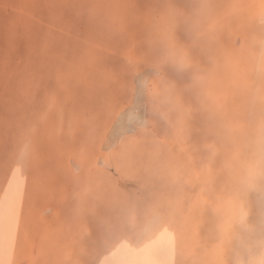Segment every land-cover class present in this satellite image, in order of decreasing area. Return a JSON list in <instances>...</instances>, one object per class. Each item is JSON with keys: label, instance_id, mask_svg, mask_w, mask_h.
I'll list each match as a JSON object with an SVG mask.
<instances>
[{"label": "rangeland", "instance_id": "obj_1", "mask_svg": "<svg viewBox=\"0 0 264 264\" xmlns=\"http://www.w3.org/2000/svg\"><path fill=\"white\" fill-rule=\"evenodd\" d=\"M160 6L161 0H0V264H118L155 222L162 235L156 251H142L129 264H200L220 242L209 235V213L161 200L159 175L170 153L141 130L116 147L125 167L92 175L90 186L71 176L73 156L87 149L92 167L103 132L124 114L150 115L145 101L142 110L130 106H137L138 80L151 59L144 17ZM236 22L230 32L242 25ZM131 49L142 57L135 65L125 58ZM200 120L191 139L203 140ZM158 134L165 136L159 126ZM248 230H235L230 257L241 258Z\"/></svg>", "mask_w": 264, "mask_h": 264}, {"label": "clouds", "instance_id": "obj_2", "mask_svg": "<svg viewBox=\"0 0 264 264\" xmlns=\"http://www.w3.org/2000/svg\"><path fill=\"white\" fill-rule=\"evenodd\" d=\"M233 21L253 29L238 47L222 40ZM144 25L152 72L138 88L152 120L141 134L170 153L159 196L168 204L187 201L194 215L209 213V235H219L222 245L230 230L249 226L247 193L264 185V0H161ZM125 58L132 65L142 59L134 49ZM237 96L249 110L258 106L259 116L238 118L231 104ZM197 116L199 155L190 144ZM200 264L223 262L210 248ZM247 264H264V250Z\"/></svg>", "mask_w": 264, "mask_h": 264}, {"label": "bare ground", "instance_id": "obj_3", "mask_svg": "<svg viewBox=\"0 0 264 264\" xmlns=\"http://www.w3.org/2000/svg\"><path fill=\"white\" fill-rule=\"evenodd\" d=\"M231 27H233V26H231ZM236 28H238V27L236 26ZM238 29L239 30H235L234 32H230V29H229V31L226 30V32H225L226 38L224 37V39H226V45L227 46L235 45V46L238 47V46L242 45L244 43V41H245L246 36H250L252 31H253V29H250L246 25H239ZM146 67H147V71H146L145 75H143V76L150 75L151 72H152V66H151L150 61L149 62L147 61V66ZM239 97H236V98H238V99H236V101L238 100L237 101V103H238L237 105H240V104L242 105L241 106V111L239 112V110H238L236 112L237 107H233V109L236 108L235 112H236L238 118H240L242 120H245V121L257 118L259 116V114H260L259 107L257 106L256 108L249 110L246 100L244 99L245 101H243V100L240 101ZM137 98H138L137 106H134V105L132 106L131 105L130 106V108H131L130 110H134V111L137 110V109L142 110V108H143L142 104L144 103L145 98H144L141 90H139L137 92ZM241 99H243V96H242ZM233 100H235V99H233ZM236 101H234V102H236ZM238 109H239V107H238ZM124 115H127V116L124 117ZM124 115H123L124 118L121 119V121H119V122L117 121L118 124L116 123V126H114L112 132L107 134L108 133L107 129L105 130V132H103V133H106V131H107V133L104 134L105 135V140H101L99 143L97 142L98 146L96 148L97 149L96 154H94L95 156L93 155V159L94 160H92V167L89 168L88 165L85 163V160L88 159V155L86 154V151H88L87 149L86 150H81L78 155L73 156L70 164L72 166L71 176L76 181L75 183H79L80 180H81V181L84 182V184L90 186L92 183L89 181L90 179H88V178L89 177H93L92 175L97 174V175H100V177H102L101 173H105V172L108 173L109 172L108 170L110 169V166H112V167L117 169L116 156L112 155L113 151L116 149L117 146H119V143H121L123 141L122 139L125 138V136H127L129 134H133L137 130H141L142 126L145 123H147L148 121L152 120L151 115L148 116V114L147 115L145 114V117H144L143 120L142 119L140 120L139 116H141V115H138V117H137V115L134 116V114H133V116H134L133 118H127L129 116L128 114H124ZM130 115H132V114H130ZM104 135H103V137H104ZM159 137L162 138L163 136L160 135ZM202 138H203V136H202ZM201 143H202V140L199 137H197V140H195V139H191L190 140V144L192 146V149L194 150V154L199 155V152L196 151V150L199 149ZM93 151H94V149H93ZM100 181H101V179H100ZM255 188L261 191L260 194H262V196H260V197L257 196V194L255 192L258 193V191H256V190L254 191ZM255 188L251 190V191H254V193H251V192L250 193L255 195V196H257V197L251 195L249 192L247 193V196H246V205H247L248 215H249V226H247L249 228V230H248L249 231V233H248L249 237L247 239V243L246 244L244 243L245 246H244L243 252L241 254V258L238 259L236 256L230 257V255H229V253L231 252V248H233V241H234L233 240L234 239V235L233 234H234L235 230H237V228H235L233 230H230L227 239L224 240L222 245H220V242H218L219 246L213 248L215 256L219 260H221L223 262V264H247V262L249 260H251L253 256L259 255V253L262 250H264V185H258ZM64 191H66V188H64ZM53 210H54L53 207L52 208H48V209L45 208L43 210L42 214L46 215L47 213H49V212H51ZM199 216H201V215H199ZM207 220H208L207 221L208 225H211V223H213V220H212L210 214H208ZM160 228H161L160 223H158V222L153 223V225L151 226V228L147 232V234H146V236L144 238V242H142V245L140 247L137 246V249H136L135 252L133 251V254L130 253L131 255H124V256L120 257L119 258L120 261L118 262V264H120L122 262H123V264H129L134 259V256H136V254H138V253H140L142 251L143 252H148L150 250L156 251V246H157V244L159 242V238H160V235H161ZM167 229L169 230L168 227H167ZM216 236H218L221 239V237L219 235L215 234V237ZM171 239H172V237H171ZM192 239H193V237H192ZM179 240L181 242L182 238L181 239L179 238ZM214 245H216V243ZM191 254L194 255V251ZM178 256H179V254H178ZM174 257L175 256H173V258ZM131 258H132V260H130ZM242 258H246V259H244L242 261ZM177 259H179V258L177 257ZM180 259H181V257H180ZM191 260L195 261L193 259H191ZM13 261L15 262L16 260H13ZM163 261H165V260L163 259ZM183 261L185 262V260H183ZM198 263H200V262H198Z\"/></svg>", "mask_w": 264, "mask_h": 264}, {"label": "crops", "instance_id": "obj_4", "mask_svg": "<svg viewBox=\"0 0 264 264\" xmlns=\"http://www.w3.org/2000/svg\"><path fill=\"white\" fill-rule=\"evenodd\" d=\"M150 116V115H149ZM152 118V117H151ZM161 134H158V136H160ZM143 136V135H142ZM142 138H144V136L142 137ZM137 140H139L140 138H136ZM134 141H135V139H134ZM123 143V142H122ZM121 143V144H122ZM120 147H121V145H119ZM126 148L128 149V146L127 147H125L123 150H125V152L127 151L126 150ZM122 150V149H121ZM112 155H114V156H116V166L118 167V166H124L123 165V163H119L120 161H118L123 155H122V151H120V150H114L113 151V154ZM118 161V162H117ZM121 164V165H120Z\"/></svg>", "mask_w": 264, "mask_h": 264}]
</instances>
